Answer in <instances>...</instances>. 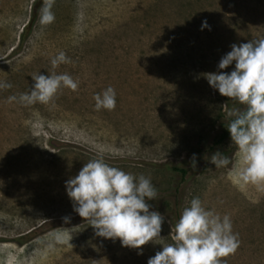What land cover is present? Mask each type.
Returning <instances> with one entry per match:
<instances>
[{
	"label": "rangeland",
	"instance_id": "1",
	"mask_svg": "<svg viewBox=\"0 0 264 264\" xmlns=\"http://www.w3.org/2000/svg\"><path fill=\"white\" fill-rule=\"evenodd\" d=\"M42 5L0 0V83L12 85L0 88V264H148L173 243L175 198L146 199L164 222L157 241L136 249L97 236L74 211L66 181L103 156L169 190L178 178L169 167L194 154L198 169L177 186L175 212L199 197L238 234L237 251L221 264H264V187L208 159L217 151L233 157L231 136L219 143L217 136L227 113L244 105L206 78L235 69V61L218 67L231 45L264 38V0H55L46 26ZM61 51L71 63L53 69ZM51 71L78 79V90L61 88L48 104L21 103L32 75ZM109 86L115 110H95L94 95Z\"/></svg>",
	"mask_w": 264,
	"mask_h": 264
},
{
	"label": "clouds",
	"instance_id": "2",
	"mask_svg": "<svg viewBox=\"0 0 264 264\" xmlns=\"http://www.w3.org/2000/svg\"><path fill=\"white\" fill-rule=\"evenodd\" d=\"M54 4L55 0H43L39 20L42 26L54 22ZM202 27L210 26L204 21ZM231 49L221 58L218 67L226 69L235 61V69L230 73L209 72L206 78L221 95L245 106L227 113L231 119L226 127L236 152L229 158L217 151L208 159L216 168L231 163L240 181L264 187V38L233 44ZM62 63H71L63 51L51 58L53 69ZM32 78L31 90L18 97L25 105L48 104L61 88L72 91L79 88L78 79L67 73H36ZM11 87L9 83H0V88ZM93 99L95 110H115L113 87L96 93ZM191 165L196 167L195 154ZM66 188L74 211L89 222L97 236L119 238L123 246L136 249L160 237L164 217L158 211H150L151 205L146 202L157 197V190L143 174L137 177L110 166L100 156L86 162L77 175L66 181ZM63 219L69 222L70 217ZM56 238L67 242L63 236ZM171 239L173 243L163 244L148 264H221L222 257L234 254L239 247L231 218L206 209L199 197L192 198L182 209L172 227Z\"/></svg>",
	"mask_w": 264,
	"mask_h": 264
},
{
	"label": "trees",
	"instance_id": "3",
	"mask_svg": "<svg viewBox=\"0 0 264 264\" xmlns=\"http://www.w3.org/2000/svg\"><path fill=\"white\" fill-rule=\"evenodd\" d=\"M226 103L229 105L228 100H226ZM230 119L231 117H229L228 123ZM228 123L226 124V126L228 125ZM226 126H224L221 129V131L218 133V136H217L218 143L222 142L223 140L231 136ZM197 164L198 162L196 161V167L193 168L191 165V161L185 159L169 167V170L172 172V174L178 177L176 180L177 186L180 185L181 182L188 180L192 175L195 174V172L198 169ZM177 186L169 190L157 191V197L155 199H152V201L159 202V201H169L172 197L175 198V201H174L175 203H174V207L172 208V216H171L173 225L179 220V217H180V213L175 212V209L177 210L180 205V199H181L182 190H183V187L181 186L177 187Z\"/></svg>",
	"mask_w": 264,
	"mask_h": 264
}]
</instances>
